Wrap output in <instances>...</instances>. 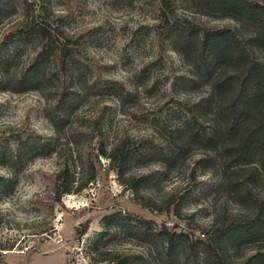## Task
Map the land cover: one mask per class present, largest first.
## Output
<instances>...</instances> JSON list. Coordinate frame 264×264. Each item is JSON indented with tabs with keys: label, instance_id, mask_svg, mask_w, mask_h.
Returning <instances> with one entry per match:
<instances>
[{
	"label": "rangeland",
	"instance_id": "obj_1",
	"mask_svg": "<svg viewBox=\"0 0 264 264\" xmlns=\"http://www.w3.org/2000/svg\"><path fill=\"white\" fill-rule=\"evenodd\" d=\"M174 1L181 14L200 17L210 28L226 31L219 39L211 37L206 45L199 39L167 38L166 62L154 59L155 0H51L56 12L68 14V31L95 28L87 49L104 65L106 74L118 82L116 95L103 98L108 106L110 135L122 129L135 138H151L158 145L134 164L132 172L151 177L145 190L137 195L120 183L104 158H99V163L95 161V180L77 193L62 197L50 215L54 216L55 231L42 240L23 236L29 232L24 224L45 215L31 204L32 199L44 191L41 172H53L59 161L55 155L36 159L20 177L15 191L0 201L4 213L0 239L2 244L12 246L11 250H2L0 264H117L114 253L129 254L120 264H209L199 248H192L187 258L180 246L168 255L160 237L121 215L105 217L124 211L177 228H185L191 220L205 223L216 215L239 214L249 232L240 242L230 245V258L264 264V239H259L264 236V207L255 227L248 228L254 221L251 210L264 203V172L256 179L244 176L243 180L250 178L249 182H254L246 183L237 194L229 192V187L217 177L213 161L205 157V150L173 131L189 114L187 109L201 107L200 101L208 89L205 56L222 47L226 49L224 56H249L231 30L249 39L252 56H264V24L258 22L264 20L263 15L241 0ZM13 16L3 24L0 18V73L19 69L30 51L20 42H6L14 57L9 65L2 64L6 56L2 28ZM96 100L92 98L83 107L86 114L94 111ZM0 104V127L27 118L40 133H53L42 109L44 100L37 92H0ZM208 118L202 116V120ZM75 164L71 167L73 174L76 179H83L85 171L81 172L77 161ZM6 173L0 167V174ZM169 192L183 196L180 215L144 205L140 197L149 194L158 200ZM85 223L87 228L81 234ZM23 245H38L39 251L27 261L26 253L19 249Z\"/></svg>",
	"mask_w": 264,
	"mask_h": 264
},
{
	"label": "trees",
	"instance_id": "obj_2",
	"mask_svg": "<svg viewBox=\"0 0 264 264\" xmlns=\"http://www.w3.org/2000/svg\"><path fill=\"white\" fill-rule=\"evenodd\" d=\"M155 1L157 17L152 28L156 61L168 62L167 38L199 39L206 45L211 37L219 39L226 31L210 28L200 17L181 14L174 0ZM241 1L254 10H261L264 19V0ZM12 15L2 28V47L6 50L2 64L9 65L14 57L6 42H20L29 46L30 51L19 69L0 73V92H37L44 100L42 109L53 133H40L27 118L0 127V167L7 171L0 174V201L15 191L20 177L36 159L55 155L59 164L51 173L41 172L45 188L31 203L45 215L24 224L29 232L23 236L33 235L42 240L55 231L54 216H50L55 205L64 195L77 193L95 180V161L99 163V158L106 160L107 168L115 172L123 186L136 195L145 190L151 177L132 169L158 144L145 136L135 138L122 129L110 135L108 106L103 98L116 95L118 82L106 74L104 65L87 49L95 28L68 31V14L56 12L51 0H0L2 24ZM258 22L264 24V20ZM231 32L249 56H224L225 47L205 56L208 89L200 101L201 107L191 105L196 110L187 109L189 114L173 131L202 147L205 157L213 161L219 180L229 187V192L237 194L246 183L254 182L253 179L249 182L250 178L243 180L244 176L256 179L264 172V56H252L249 39L237 31ZM92 98L97 99L94 111L86 114L83 107ZM203 115L209 118L202 120ZM76 161L81 172L85 171L83 179L77 180L73 174L71 167L77 165ZM140 197L144 205L156 210L174 215L182 213L183 196L177 192H169L158 200L149 194ZM263 207L264 203L251 210L254 221L249 229L261 219ZM112 215H121L140 229L160 237L168 255L180 246L184 258L192 248H199L209 264H248L250 261L233 260L229 255L230 245L240 242L249 232L239 214L216 215L205 223L191 220L185 228L169 227L128 211L105 217ZM2 219L4 213L0 208V226ZM86 228L85 223L80 233ZM262 236L259 239H264ZM11 249L12 246L2 244L0 239V258L2 250ZM19 249L26 253L27 261L39 251L38 245H23ZM114 254L117 264L129 257V254Z\"/></svg>",
	"mask_w": 264,
	"mask_h": 264
}]
</instances>
